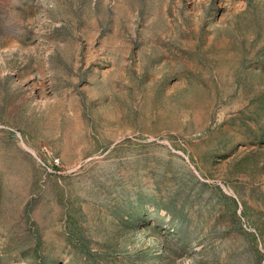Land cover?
Masks as SVG:
<instances>
[{"label": "rangeland", "instance_id": "obj_1", "mask_svg": "<svg viewBox=\"0 0 264 264\" xmlns=\"http://www.w3.org/2000/svg\"><path fill=\"white\" fill-rule=\"evenodd\" d=\"M0 264H264V0H0Z\"/></svg>", "mask_w": 264, "mask_h": 264}]
</instances>
